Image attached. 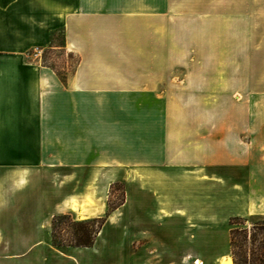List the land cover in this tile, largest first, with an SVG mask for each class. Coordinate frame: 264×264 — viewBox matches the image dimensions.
<instances>
[{"label": "crops", "instance_id": "obj_1", "mask_svg": "<svg viewBox=\"0 0 264 264\" xmlns=\"http://www.w3.org/2000/svg\"><path fill=\"white\" fill-rule=\"evenodd\" d=\"M56 50L72 71L43 61ZM87 172L109 180L71 187ZM121 175L127 199L94 245H55L53 218L107 214ZM255 215L264 0H0V264L231 257L230 219Z\"/></svg>", "mask_w": 264, "mask_h": 264}, {"label": "rangeland", "instance_id": "obj_2", "mask_svg": "<svg viewBox=\"0 0 264 264\" xmlns=\"http://www.w3.org/2000/svg\"><path fill=\"white\" fill-rule=\"evenodd\" d=\"M43 61L45 63L51 64L54 66L59 72H69L72 71L76 65L77 57L73 54L67 53L64 50H56V51H45L43 53ZM177 70L190 71L191 65H183L181 68ZM51 177L49 176H40V179H44V181L51 182L50 184H44L45 192L49 194V197H54L58 199L62 197L64 194V182L63 177L55 176L51 181L49 180ZM55 178V179H54ZM76 178L75 183L71 185V187H79V182L83 179L86 180V184H90L93 188L105 186L106 181L109 178L101 177V176H93L91 173L87 172L84 176L74 177ZM127 175H121L116 177V179L110 184L107 185L106 191L102 193V197L107 200L108 209H115L120 206L127 199ZM52 180L54 183H52ZM82 180V181H83ZM43 181V180H42ZM82 185V184H81ZM47 190V191H46ZM112 212V211H111ZM61 215H67L63 219L60 220L58 227L56 229L55 235L56 240L64 243L62 246H68L69 243L74 240V231L77 226L74 225L75 222L78 221H89L94 218H82L79 213L75 212H66ZM106 214H103L100 217H104ZM96 217V218H100ZM243 220H237L233 226V228H247L248 235L245 236L243 232L236 233V243L237 247L235 252H237V258L235 260L234 256L231 252V257L233 259L234 264H264V262L257 260V255H259L260 247L262 243H264V216H247L243 217ZM105 224V223H104ZM99 223L95 222L92 224L91 229H97ZM104 226V225H103ZM102 226V228H103ZM231 226V225H230ZM231 226V227H232ZM101 228V229H102ZM256 228V231L253 230ZM100 229V231H101ZM100 231L96 233L95 240L97 237H100ZM222 242V240H218L217 245ZM95 243V242H94ZM73 246V245H72ZM187 241H184V251L187 250ZM119 264H128L125 260L126 256L120 257ZM222 257L219 256H208V257H194V256H168L166 257L168 264H196L197 260H201L204 264H216Z\"/></svg>", "mask_w": 264, "mask_h": 264}, {"label": "trees", "instance_id": "obj_3", "mask_svg": "<svg viewBox=\"0 0 264 264\" xmlns=\"http://www.w3.org/2000/svg\"><path fill=\"white\" fill-rule=\"evenodd\" d=\"M112 210H113L112 208L108 209V212L104 217L94 218V219L89 220V221L75 222L74 225L77 227L75 228V231H74V240H73V242L69 243L68 245L93 246L94 242H95L96 233L98 231H100V229L102 228V226L106 222V220H107V218H108V216ZM66 216L67 215H56L53 218L52 238H53V243L55 245H59V246L64 245L63 242L56 240L55 232H56V229L58 227L60 220ZM243 219H244L243 217H239V216L232 217L230 219V225L232 226L235 223H237L236 222L237 220H243ZM95 222L99 223L96 230H94L93 228L91 229L92 224ZM253 230L256 231V228H253ZM239 232H243L244 235L247 236L248 235V229L247 228H242V229L233 228V226L231 227V252H232V255L234 256L235 260L237 258V252H235V249L237 247L236 233H239ZM257 260L264 262V243H262V245L260 247L259 255H257Z\"/></svg>", "mask_w": 264, "mask_h": 264}, {"label": "bare ground", "instance_id": "obj_4", "mask_svg": "<svg viewBox=\"0 0 264 264\" xmlns=\"http://www.w3.org/2000/svg\"><path fill=\"white\" fill-rule=\"evenodd\" d=\"M197 264H202V261L197 260ZM218 264H233V259L232 257H224Z\"/></svg>", "mask_w": 264, "mask_h": 264}]
</instances>
